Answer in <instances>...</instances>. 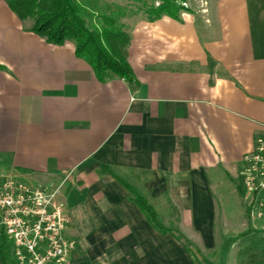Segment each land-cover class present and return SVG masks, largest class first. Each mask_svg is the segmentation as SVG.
Listing matches in <instances>:
<instances>
[{
    "label": "crops",
    "instance_id": "0c3cea01",
    "mask_svg": "<svg viewBox=\"0 0 264 264\" xmlns=\"http://www.w3.org/2000/svg\"><path fill=\"white\" fill-rule=\"evenodd\" d=\"M125 22L135 83L99 80L0 0V177L59 189L67 264H264V217L242 181L264 136V0Z\"/></svg>",
    "mask_w": 264,
    "mask_h": 264
},
{
    "label": "trees",
    "instance_id": "16d2710c",
    "mask_svg": "<svg viewBox=\"0 0 264 264\" xmlns=\"http://www.w3.org/2000/svg\"><path fill=\"white\" fill-rule=\"evenodd\" d=\"M20 21H31V31L52 45L71 42L76 57L103 80L114 76L135 83L127 59L130 37L124 20L141 16L154 21L162 16L178 18L182 9L175 0H4ZM158 1V5L154 3ZM117 178V177H116ZM120 181V179H118ZM130 200L162 234H175L134 188L126 185ZM0 264H14L5 237L0 233Z\"/></svg>",
    "mask_w": 264,
    "mask_h": 264
},
{
    "label": "built area",
    "instance_id": "2783aa9c",
    "mask_svg": "<svg viewBox=\"0 0 264 264\" xmlns=\"http://www.w3.org/2000/svg\"><path fill=\"white\" fill-rule=\"evenodd\" d=\"M242 181L250 215L263 218L264 136L257 137L253 150L243 157ZM59 194V189L49 191L0 177V233L12 244L14 264H67L75 241L65 236L69 218Z\"/></svg>",
    "mask_w": 264,
    "mask_h": 264
},
{
    "label": "rangeland",
    "instance_id": "374dc122",
    "mask_svg": "<svg viewBox=\"0 0 264 264\" xmlns=\"http://www.w3.org/2000/svg\"><path fill=\"white\" fill-rule=\"evenodd\" d=\"M118 2H119V4H125V0H117ZM175 3L179 6V7H181V8H185L184 6H182V3H184V4H186V6L188 7V3H189V0H175ZM155 5H158V1H156L155 3H154ZM140 18L141 16H139V15H137V16H132L131 18ZM126 19H130V18H126ZM125 19V20H126ZM125 20H124V23L126 24V22H125ZM11 243L10 242H7V246L9 247V250H11ZM11 252V251H10ZM211 252H206V254H210ZM208 260L209 261H211V262H214V261H217V258H216V256H212L211 254H210V256L208 257Z\"/></svg>",
    "mask_w": 264,
    "mask_h": 264
}]
</instances>
